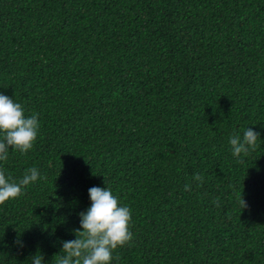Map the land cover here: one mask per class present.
I'll list each match as a JSON object with an SVG mask.
<instances>
[{"label":"trees","instance_id":"16d2710c","mask_svg":"<svg viewBox=\"0 0 264 264\" xmlns=\"http://www.w3.org/2000/svg\"><path fill=\"white\" fill-rule=\"evenodd\" d=\"M0 94L40 125L0 169L42 177L0 204V264H56L93 186L131 210L110 264H264V0H0Z\"/></svg>","mask_w":264,"mask_h":264},{"label":"clouds","instance_id":"9594fccd","mask_svg":"<svg viewBox=\"0 0 264 264\" xmlns=\"http://www.w3.org/2000/svg\"><path fill=\"white\" fill-rule=\"evenodd\" d=\"M39 127L38 114L26 116L21 104L0 94V161L7 160L9 150L27 153L33 147ZM258 139L259 133L250 127L243 131L242 136L233 134L228 141L232 155H246L249 148L256 147ZM40 178L39 170L35 167L27 169L18 182L0 169V204L22 195L25 186ZM193 179L203 183L199 173H195ZM185 191H190L187 184ZM88 196L90 206L78 214L80 227L74 230L75 239L62 241L63 255L59 256L56 264H110L114 250L132 241L133 234L129 231L130 208L121 206L112 190L105 186L89 188ZM238 202L241 211L247 207L241 193ZM214 203L219 206V198ZM31 264H43V256L35 253L31 257Z\"/></svg>","mask_w":264,"mask_h":264}]
</instances>
